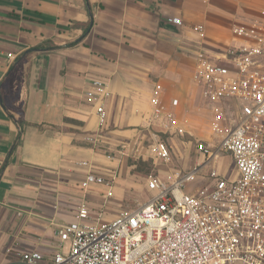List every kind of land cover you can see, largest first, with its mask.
Returning a JSON list of instances; mask_svg holds the SVG:
<instances>
[{
	"label": "crops",
	"instance_id": "1",
	"mask_svg": "<svg viewBox=\"0 0 264 264\" xmlns=\"http://www.w3.org/2000/svg\"><path fill=\"white\" fill-rule=\"evenodd\" d=\"M229 3L0 0V264H20L19 251L52 249L56 224L76 213L67 209L73 184L86 173L80 162L111 170L100 166L92 145L101 136L83 100L90 81L108 83V127L116 131L145 126L156 83L167 105L179 100L182 113L193 104L197 50L226 46L232 25L250 18L237 13L238 3L236 13L222 12ZM36 46L41 50L30 51ZM18 121L24 123L20 136Z\"/></svg>",
	"mask_w": 264,
	"mask_h": 264
},
{
	"label": "built area",
	"instance_id": "2",
	"mask_svg": "<svg viewBox=\"0 0 264 264\" xmlns=\"http://www.w3.org/2000/svg\"><path fill=\"white\" fill-rule=\"evenodd\" d=\"M193 30L205 38L202 26ZM231 36L215 52L197 50L194 104L182 113L178 99L166 104L161 84L148 98L145 128L192 146V163L149 175L146 200L103 220L118 172L80 162L85 197L73 221L56 224L48 253L19 251L20 264H264V0L256 16L232 25ZM111 97L103 79L83 93L99 135L109 126ZM171 149L155 138L152 157L167 165Z\"/></svg>",
	"mask_w": 264,
	"mask_h": 264
},
{
	"label": "rangeland",
	"instance_id": "3",
	"mask_svg": "<svg viewBox=\"0 0 264 264\" xmlns=\"http://www.w3.org/2000/svg\"><path fill=\"white\" fill-rule=\"evenodd\" d=\"M229 1L232 4L229 3L230 6L228 5V7H226L227 9L222 7V5L220 6L222 12L236 13L234 11V6L238 3L240 5V12L237 13H250L248 14L250 18L257 15L262 5L261 0ZM211 5H214L213 1ZM223 5L226 6V4ZM100 134L101 137L98 138L96 144H93L91 140L88 141L94 145L95 153L98 155L101 162H103L100 166L118 172L115 197L108 202L103 220L110 219L121 209H133L139 202L146 200L148 193L144 189V181L149 175L156 173L164 174L170 170L189 166L194 159L192 146L181 144L176 139H174V143H172L169 137L161 134L155 126H150L148 129L145 128V126H133L123 130L117 129V131L116 129L107 127L105 131ZM198 135L202 138L208 137L205 132H199ZM155 138H159L172 145L171 160L167 165L158 163V161L152 157L151 146ZM185 139L187 140V138ZM105 160L113 164L106 163ZM234 172L235 170L232 167L231 173L233 174ZM73 186H75L74 191H70L69 194V196H71L69 198L73 203L67 209L71 213H75L76 204L79 199L82 200L85 197L84 191L80 188V179L76 180ZM89 195L92 196V200L97 204L99 201L97 194L91 193ZM78 197L79 199L77 200L76 198Z\"/></svg>",
	"mask_w": 264,
	"mask_h": 264
},
{
	"label": "trees",
	"instance_id": "4",
	"mask_svg": "<svg viewBox=\"0 0 264 264\" xmlns=\"http://www.w3.org/2000/svg\"><path fill=\"white\" fill-rule=\"evenodd\" d=\"M89 25L87 26V28L83 31V34H82V38H83V36H85V34L88 32V30H89ZM78 41H75V42H72V43H69L67 46H73V45H75L76 43H77ZM37 50H41V47L40 46H36V47H34V48H32V49H30V51H37ZM23 122L22 121H18L17 122V125H18V129H19V136L23 133Z\"/></svg>",
	"mask_w": 264,
	"mask_h": 264
}]
</instances>
